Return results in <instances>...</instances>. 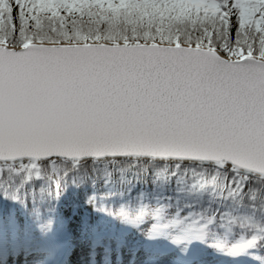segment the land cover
<instances>
[{
    "label": "snow or ice",
    "instance_id": "obj_1",
    "mask_svg": "<svg viewBox=\"0 0 264 264\" xmlns=\"http://www.w3.org/2000/svg\"><path fill=\"white\" fill-rule=\"evenodd\" d=\"M8 257L264 264V0H0Z\"/></svg>",
    "mask_w": 264,
    "mask_h": 264
}]
</instances>
